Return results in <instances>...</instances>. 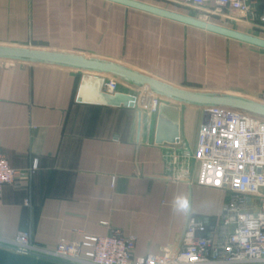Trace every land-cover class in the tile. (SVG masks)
<instances>
[{
	"label": "crops",
	"instance_id": "0c3cea01",
	"mask_svg": "<svg viewBox=\"0 0 264 264\" xmlns=\"http://www.w3.org/2000/svg\"><path fill=\"white\" fill-rule=\"evenodd\" d=\"M135 1L264 38L228 11ZM248 1L264 14V0ZM0 45L112 61L177 87L264 103L263 49L108 0H0ZM106 77L0 61V157L18 171L37 163L1 189L0 238L27 231L54 248L119 229L141 257L175 249L189 216L217 224L227 193L198 185L191 158L204 108L122 80L106 93ZM0 264L64 263L0 245Z\"/></svg>",
	"mask_w": 264,
	"mask_h": 264
},
{
	"label": "built area",
	"instance_id": "2783aa9c",
	"mask_svg": "<svg viewBox=\"0 0 264 264\" xmlns=\"http://www.w3.org/2000/svg\"><path fill=\"white\" fill-rule=\"evenodd\" d=\"M209 1L182 0V4L218 17L231 12L236 22L264 33V14L256 13L248 0H213V7H208ZM117 84L116 77L107 75L104 92L113 93ZM157 103L154 98L151 108ZM204 114L191 158L197 164L198 185L227 193L217 224L189 216L175 249L141 257H133L134 237L119 229L80 242L59 239L54 248L20 231L11 239L0 238V245L64 264H264V118L219 105L205 107ZM36 165L33 160L29 171ZM29 171L15 170L0 157V193L4 185ZM82 247L87 248L83 253Z\"/></svg>",
	"mask_w": 264,
	"mask_h": 264
},
{
	"label": "water",
	"instance_id": "95a60500",
	"mask_svg": "<svg viewBox=\"0 0 264 264\" xmlns=\"http://www.w3.org/2000/svg\"><path fill=\"white\" fill-rule=\"evenodd\" d=\"M127 7L145 11L166 19H170L191 27L203 29L224 37L243 42L264 50V38L251 35L222 25L207 22L192 16L158 8L135 0H108ZM0 61H21L36 64H50L76 70L92 71L112 75L122 81L151 93L178 102L210 106H227L243 110L264 118V103L240 95L187 90L142 74L124 65L102 59L89 58L72 53L30 49L0 45ZM173 140V137L170 138Z\"/></svg>",
	"mask_w": 264,
	"mask_h": 264
},
{
	"label": "rangeland",
	"instance_id": "374dc122",
	"mask_svg": "<svg viewBox=\"0 0 264 264\" xmlns=\"http://www.w3.org/2000/svg\"><path fill=\"white\" fill-rule=\"evenodd\" d=\"M13 47H25V48H30V49H37V50H46V49H42V48H35V47H26V46H13ZM46 51H48V50H46ZM7 62H9V61H7ZM118 79V78H117ZM118 81H121L120 79H118ZM138 88V87H137ZM181 88V87H180ZM185 89V88H184ZM138 91H148V90H146V89H143V88H138L137 89ZM187 90H190V89H187ZM196 91V90H195ZM149 93H151L150 91H148ZM151 94H153V93H151ZM155 95V94H154Z\"/></svg>",
	"mask_w": 264,
	"mask_h": 264
}]
</instances>
